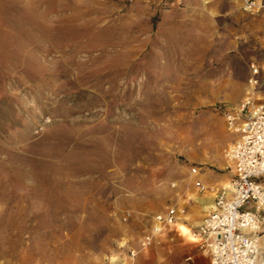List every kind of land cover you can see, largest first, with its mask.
Listing matches in <instances>:
<instances>
[{"label": "rangeland", "instance_id": "rangeland-1", "mask_svg": "<svg viewBox=\"0 0 264 264\" xmlns=\"http://www.w3.org/2000/svg\"><path fill=\"white\" fill-rule=\"evenodd\" d=\"M252 64L240 0H0V264H162L153 216L231 181Z\"/></svg>", "mask_w": 264, "mask_h": 264}, {"label": "built area", "instance_id": "built-area-1", "mask_svg": "<svg viewBox=\"0 0 264 264\" xmlns=\"http://www.w3.org/2000/svg\"><path fill=\"white\" fill-rule=\"evenodd\" d=\"M240 1L244 11L264 9V0ZM251 69L252 83L262 93L243 100L241 116H227L229 128L237 134L225 153L233 169L230 187L217 191L213 210L191 232L199 249L208 253L210 264H264V78L254 64ZM191 172L195 174L197 169L192 167ZM195 185L201 192L205 190L200 181ZM179 220L175 207L154 215L142 245H150L155 235Z\"/></svg>", "mask_w": 264, "mask_h": 264}, {"label": "crops", "instance_id": "crops-1", "mask_svg": "<svg viewBox=\"0 0 264 264\" xmlns=\"http://www.w3.org/2000/svg\"><path fill=\"white\" fill-rule=\"evenodd\" d=\"M229 135L233 136L235 134L230 132ZM213 178L215 177H207L205 178V181L208 184ZM207 191L209 194L204 196V198H197L202 204L198 205L196 209L192 208L193 211L190 215L182 216L177 222L179 228H177L178 230L175 232L174 242H170V246L165 247L163 254L159 256V261L162 264H210L208 253L199 249L198 244H196V246L190 244L188 237H186L187 231H193L197 229L200 226L203 218L214 208L213 206L217 191L215 193H213L214 191L210 189ZM197 212L202 215L205 214L202 219L199 220L196 218ZM187 257H191V260H187Z\"/></svg>", "mask_w": 264, "mask_h": 264}, {"label": "bare ground", "instance_id": "bare-ground-1", "mask_svg": "<svg viewBox=\"0 0 264 264\" xmlns=\"http://www.w3.org/2000/svg\"><path fill=\"white\" fill-rule=\"evenodd\" d=\"M233 132H235L234 130H233ZM224 188H228V187H230V184L229 183H227V184H225L224 186H223ZM200 200H202V199H200ZM214 207V206H213ZM208 211V210H207ZM193 238V237H192Z\"/></svg>", "mask_w": 264, "mask_h": 264}]
</instances>
